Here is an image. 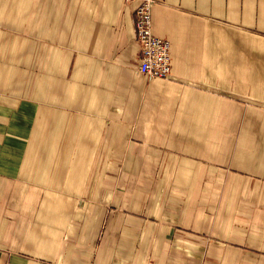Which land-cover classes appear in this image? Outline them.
Returning <instances> with one entry per match:
<instances>
[{"label": "crops", "instance_id": "0c3cea01", "mask_svg": "<svg viewBox=\"0 0 264 264\" xmlns=\"http://www.w3.org/2000/svg\"><path fill=\"white\" fill-rule=\"evenodd\" d=\"M0 0V264H264V0Z\"/></svg>", "mask_w": 264, "mask_h": 264}, {"label": "built area", "instance_id": "2783aa9c", "mask_svg": "<svg viewBox=\"0 0 264 264\" xmlns=\"http://www.w3.org/2000/svg\"><path fill=\"white\" fill-rule=\"evenodd\" d=\"M153 1L141 0L133 11L135 38L141 48L137 68L148 76L165 78L171 72L170 43L151 30Z\"/></svg>", "mask_w": 264, "mask_h": 264}]
</instances>
